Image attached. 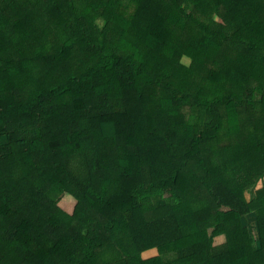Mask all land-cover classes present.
<instances>
[{
	"label": "trees",
	"instance_id": "obj_1",
	"mask_svg": "<svg viewBox=\"0 0 264 264\" xmlns=\"http://www.w3.org/2000/svg\"><path fill=\"white\" fill-rule=\"evenodd\" d=\"M263 178L264 0H0V264H264Z\"/></svg>",
	"mask_w": 264,
	"mask_h": 264
},
{
	"label": "rangeland",
	"instance_id": "obj_2",
	"mask_svg": "<svg viewBox=\"0 0 264 264\" xmlns=\"http://www.w3.org/2000/svg\"><path fill=\"white\" fill-rule=\"evenodd\" d=\"M182 62H183L185 65H189L190 60H189L188 58L185 57V58L182 59ZM261 185L264 186V178H263L262 180L259 181V183H258V185H257V188H260ZM246 195H247L248 198L251 197V193H249V192H247ZM61 206H62V208H63L65 211L71 212V210H72L74 204L71 203V202H69V201H67V200L65 199L64 201H62V205H61ZM250 220H251L250 218H247V219L245 220V223L247 224V227H249L250 234H251L253 237L256 238L255 240H257L258 236H257V228H256V226H255V222H251V223H249ZM222 239H223V237H221V236L216 237L215 243H216V242H222ZM149 254H150V253H149ZM169 258H170V257H169Z\"/></svg>",
	"mask_w": 264,
	"mask_h": 264
}]
</instances>
